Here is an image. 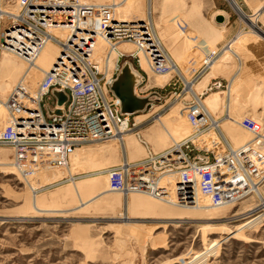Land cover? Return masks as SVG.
I'll list each match as a JSON object with an SVG mask.
<instances>
[{"label":"rangeland","instance_id":"1","mask_svg":"<svg viewBox=\"0 0 264 264\" xmlns=\"http://www.w3.org/2000/svg\"><path fill=\"white\" fill-rule=\"evenodd\" d=\"M79 1L85 5H113L111 13L115 12V6L125 3L127 16L149 15L151 31L172 59L179 75L156 77L149 72L141 56L140 64L137 58L132 59L127 54L120 59L119 70L124 64H130L140 75L135 95L150 99L143 112L130 115V123L136 127L122 138L134 141L136 146H131L125 153L118 139L83 144L71 153L67 168L47 167L35 174H23L14 167L11 147L0 144V264H264V162L261 161L255 170L258 171L255 182L251 183L258 184L263 198L252 192L224 209L208 212L214 205L204 193L198 194L204 208L191 212L184 207L158 205L157 200L145 196L125 197L119 193L103 195L76 209L81 201L110 190L107 173L86 177L104 172L102 170L107 166L101 167L102 164L109 163L107 168L115 167L124 162V156L132 164L145 160L147 151L140 141L155 155L173 148L172 140L183 143L181 133L191 130L184 118L189 105L196 101L194 97L200 98L198 101L203 109L215 117L225 115L224 121H220V129L232 149L252 147V137L237 122L244 117L264 120V89L258 84L245 87L239 80L246 62L242 51L246 39H254L264 47L261 39L264 36V0H235L238 14L227 0ZM218 15L223 18L221 23L216 22ZM253 30L260 35L254 34ZM237 36L240 39L225 51ZM104 43L105 39L98 36L96 50ZM110 49L103 57L111 56L109 69H112L117 62L118 49ZM210 52L216 53L218 60L196 79L195 73L203 63L202 59ZM58 53L56 47L48 46L35 67L13 53H0V105H6L0 110V114L3 113L0 115V133L11 116H20L25 104L23 99L28 93L34 94ZM95 60L100 59L95 56ZM118 74L115 72L113 77L116 79ZM215 83H220L221 87L212 88ZM228 88L232 89V100L227 102L221 94ZM240 95L245 99L242 102ZM53 103L52 99L44 100V113L54 108ZM247 106L251 107L245 109ZM177 111L178 114L173 115ZM199 137L204 138L201 134ZM108 149L114 153L109 155ZM223 168L219 167V170ZM213 170L217 168L214 166ZM159 175L154 174L155 177ZM172 176L176 174L164 173L163 181ZM33 185L38 199H43L49 209L76 210L65 215L34 216L30 190ZM177 188L164 191L171 196L187 195L186 191H183L185 194L177 193ZM194 188L192 202L184 205L182 201L178 205L194 204L199 192L196 186ZM134 197L138 199L131 204ZM125 211L131 222H139V225L124 223L120 215Z\"/></svg>","mask_w":264,"mask_h":264},{"label":"built area","instance_id":"2","mask_svg":"<svg viewBox=\"0 0 264 264\" xmlns=\"http://www.w3.org/2000/svg\"><path fill=\"white\" fill-rule=\"evenodd\" d=\"M111 8L85 5L79 0H0V52L8 51L35 66L48 43L54 44L59 51L54 65L44 73L34 94L28 93L23 99L25 104L20 116H11L0 133V144L11 147L13 164L19 172L35 174L47 167L67 168L75 148L111 139L123 141L122 136L135 126L130 123V115L121 112V105L110 87L115 81L113 75L120 72V59L127 54L132 59L137 58L139 63V58L135 52L120 53L115 68L108 69L106 62L100 64L95 60L98 36L111 47L135 41L147 53L157 75L177 74L165 62L163 52L154 47L152 40L155 38L148 29V22L140 23L141 33L138 30L134 33L143 34L154 48L151 44L147 47L144 40H140L141 36L131 35L133 22L114 18ZM54 28L65 31L63 39L51 32ZM106 49L111 50L110 47ZM217 57L212 52L205 55L195 73L196 79L209 70ZM220 87V83L212 86ZM55 91L64 93L67 98L60 108V116L49 115L57 108ZM194 98L196 101L189 105L185 117L194 134H202V142L179 143L177 149L174 147L155 155L141 141L147 151L145 160L136 164L121 162L107 170L111 191L121 195L146 192L155 200L168 198L177 205L182 201L184 205L192 202L195 186L208 197L211 205H235L243 198L258 172L251 153L245 151L247 147L232 149L220 129L225 115L215 117L201 108L200 98ZM45 99L54 101V108L47 109L46 113L43 111ZM237 124L252 137V145L264 141V120L244 117ZM214 166L234 169L237 181L221 178L219 169L211 170ZM156 173L160 175L155 177ZM164 173L178 175L177 193L186 191L187 195L177 197L166 193L165 188L158 185L164 180Z\"/></svg>","mask_w":264,"mask_h":264},{"label":"bare ground","instance_id":"3","mask_svg":"<svg viewBox=\"0 0 264 264\" xmlns=\"http://www.w3.org/2000/svg\"><path fill=\"white\" fill-rule=\"evenodd\" d=\"M85 2V1H84ZM89 2V1H88ZM125 2V1H124ZM227 2L229 3V5H230V7H231V9L234 11V12H236L237 14H238V9H237V7H235L234 6V4H236V1L234 0V4H233V2L231 1V0H227ZM128 3V2H127ZM87 5H89V4H87ZM95 6H100V7H102V8H111V7H114L113 5H109V4H102V5H95ZM125 3H122V4H119L118 6H115L116 7V9H115V12H114V15H113V17L114 18H116V19H118V20H124V21H131V22H133V26L131 27V35H134V36H138L139 34H135L134 32H136V30H138V32H142V26H140L141 24L140 23H142L143 21L144 22H148V20H147V18H149V15H143L142 17H135V16H132V15H126L125 14V11H124V9H125ZM237 6V5H236ZM111 9H113V8H111ZM110 9V10H111ZM261 14V13H260ZM218 16H221V15H218ZM217 16V17H218ZM244 20V19H243ZM151 24L150 23H148V29H150V32L153 34V32L151 31ZM51 32L55 35V36H57V37H59V38H61V39H63L64 38V36H65V31L64 30H59V29H52L51 30ZM253 33L254 34H256V35H258L259 33H257V32H255V30H253ZM260 35V34H259ZM139 36H141L140 38V40H144L143 41V43H145L146 44V46L148 47H150V44H151V42L149 43L148 41H147V39L144 37V35L143 34H140ZM155 39L154 40H152V42H153V44H154V47H156L157 48V50L159 51V52H163V54H164V57H165V62L166 63H168V65H170V67H171V69H173L174 70V72H177L178 71V69H177V67L174 65V63H173V61H172V59H170V57H169V55L164 51V48L161 46V45H159V43H158V41H157V38L155 37V36H153ZM240 36H237L235 39H233L232 41H230V43L226 46V50H230L231 48H232V46L234 45V43H236L240 38H239ZM260 37V36H259ZM261 39L262 40H264V36H262L261 37ZM104 41V40H103ZM110 44H108L107 42H106V40H105V43L104 44H102L101 45V47H99L98 48V51L96 50V48H95V55L97 56V58H99L100 60H98L97 62L98 63H100V64H103L104 62H106V66L108 67V69H109V64H110V61H111V56H108V57H106V59H104L103 60V55H107V49H106V47H111V46H109ZM48 46H54V47H56L54 44H52V43H48L47 45H45L44 46V48L42 49V51L40 52V55L38 56V58H37V60H39V58L41 57V55H42V53L47 49V47ZM112 46H114L113 48L115 49V50H117L118 49V55L121 53H134L135 52V54L138 56V58H139V64H140V56L141 57H143L144 59H145V61H146V66H147V68H148V70H149V72L152 74V75H154V76H156V77H162V76H165V75H170V74H165V75H157L153 70H152V66H151V63H150V60H149V58H148V56H147V53L144 51V49L143 48H140V45H138L135 41H133V43H120V44H118V45H112ZM151 46H152V44H151ZM116 47V48H115ZM153 46H152V48H154ZM57 48V47H56ZM58 49V48H57ZM151 48H149V50H150ZM176 49V48H175ZM123 50H125V51H123ZM177 51V50H176ZM1 52H4V51H1ZM0 52V53H1ZM8 52V51H7ZM226 53V52H225ZM12 54V53H11ZM13 55V54H12ZM16 56V55H15ZM18 59H20V60H22V61H24L23 59H21V58H19L18 56H16ZM176 57V56H175ZM117 58H118V56H117ZM15 59V58H14ZM36 60V61H37ZM25 62V61H24ZM10 63V62H9ZM116 63L117 62H115L114 63V67L112 68V69H114L115 68V66H116ZM22 64H24V63H22ZM214 64V62H212L211 64H210V66L211 65H213ZM21 65V64H20ZM19 65V66H20ZM54 65V64H53ZM129 67H130V69H131V71H132V73H133V75L135 76V79H136V85H135V87H134V91L136 90V87H137V85L140 83V75L138 74V73H136V72H134L133 71V69H132V66L130 65V64H127ZM144 66V65H143ZM210 66H209V68H210ZM35 67V66H34ZM30 68V67H29ZM14 69V68H13ZM31 69V68H30ZM23 70V69H22ZM28 70V69H27ZM2 71V70H1ZM11 71V70H10ZM47 72V71H46ZM13 74V73H12ZM178 74V73H177ZM179 75V74H178ZM44 76V75H43ZM18 78H19V76H18ZM12 84V83H11ZM17 84V83H16ZM230 87V86H229ZM232 91V89L230 88H228V90H227V92H224V94H221L222 96L224 95L225 97H224V101H230V100H232L231 99V92ZM220 95V94H219ZM218 95H213V97H217ZM118 100V99H117ZM208 101V100H207ZM118 103L120 104V102H119V100H118ZM206 103V102H205ZM198 104H200V105H202V103H200V101H198ZM234 104V103H233ZM121 105V104H120ZM3 107H6V105L5 104H1L0 105V110L3 108ZM202 107V106H201ZM203 108V107H202ZM6 109V108H5ZM4 110V109H3ZM6 111V110H5ZM1 114H3V113H1ZM0 114V115H1ZM178 114V111L175 113H173V115H177ZM180 116V115H179ZM184 119H186V118H184ZM230 120V119H229ZM188 122V121H187ZM231 122H233V120L231 119ZM189 124V126H190V128H191V130L189 131V130H187V131H185V132H183V133H181V135H180V140H181V142L182 141H184L183 143H185V142H189V141H196L195 143H198V144H200L201 142H202V140L204 139V138H200L199 136H200V134L201 133H199L198 135H196V134H192V132L194 133V129H193V127L190 125V123H188ZM236 124V123H235ZM161 125V124H160ZM162 126V125H161ZM135 127H136V125H135ZM162 128H163V126H162ZM164 129V128H163ZM129 133H131V131L129 132ZM129 133H126V134H129ZM166 133H167V131H166ZM125 135V134H124ZM169 134H167V136H168ZM202 135V134H201ZM126 136V135H125ZM169 138H171L170 137V135L168 136ZM172 139V138H171ZM112 140H114V139H111V140H108V141H112ZM122 140L123 141H121V140H117V142L120 144H122V146L124 147L122 150H123V153H125L126 151H130L129 149L131 148V146H136V144H135V142L134 141H132V140H128V138L127 139H123L122 138ZM105 142H107V141H105ZM141 142V141H140ZM172 143H173V145H174V147L177 149L178 148V145H179V143H177V142H175L174 140H172ZM143 145V144H142ZM173 147V148H174ZM245 148L247 147V146H244ZM106 149V148H105ZM113 149V148H112ZM242 149V148H241ZM109 150V149H108ZM107 150V151H108ZM106 151V152H107ZM245 151H250V153H251V156H252V159H253V165H254V167H255V169H256V167L258 168V164L260 163V161L261 162H264V141H262V142H260L258 145H252V147L251 148H248L247 147V150H245ZM109 155L110 154H112V153H114V151L113 150H109L108 152H107ZM81 158V157H80ZM72 160V159H71ZM70 160V161H71ZM125 161H127V158H126V156H124V162ZM102 164V163H101ZM108 165H110L109 163H104V164H102V166L101 167H105V166H107V167H109ZM104 168V170H102V171H104V172H100V173H94V174H91V175H88V176H86L87 178H91V177H96L97 175H101V174H105V173H107V170L109 169V168ZM225 167V166H224ZM227 167V166H226ZM226 167H225V169L223 168V170H221L220 171V175H221V178H225L226 180H228V181H230V180H234V181H237V178H238V174H237V172H235V170L234 169H232V168H229V169H226ZM110 168H111V166H110ZM217 169H219V168H217ZM211 170L212 171H214L213 170V167L211 168ZM96 171V170H95ZM65 172V171H64ZM71 174V173H70ZM257 174V173H256ZM255 174V175H256ZM20 175V174H19ZM254 175V176H255ZM21 176V175H20ZM192 176V175H191ZM193 178H194V176H192ZM264 178V177H263ZM263 178L261 177L260 179H262L263 180ZM31 180V179H30ZM73 181V180H72ZM177 181H179V180H177V177L175 176V177H171V178H169V180H167V181H163V182H159L158 183V185L162 188H165V189H167V188H170V187H173V188H177V187H179V185H178V183H180V182H177ZM261 181V180H260ZM90 182H92V181H90ZM30 183H31V181H30ZM94 183H95V181H94ZM100 183V182H99ZM260 183V182H259ZM91 184V183H90ZM29 186V185H28ZM249 189L247 190V192H246V194H244L243 196H246V195H249L250 193H252V192H255L257 195H259L260 196V193H259V191H258V184H253V183H249ZM74 187V186H73ZM30 188V187H29ZM75 188V187H74ZM77 189V188H76ZM30 190H31V192H32V194H31V203H32V214L34 215V216H39V215H48V216H50V215H62V214H68V213H70V212H73L74 210H78V209H80V208H83V207H85V206H87V205H89V204H91V203H93L94 201H96L99 197H101V196H103V195H106V194H109V193H112V194H114V193H116V192H113V191H111V190H108V191H105V192H103L102 191V193L101 194H99V195H97V196H93L92 197V199L91 198H89L88 200H86V201H79L80 203H79V206L76 208V209H71V210H52V209H49V207H46L45 205H46V202L43 200V199H38V197H37V193L38 192H36L35 190H34V185H33V188L31 187L30 188ZM79 193V192H78ZM199 193H203L202 191H200L199 190V192L197 191V194H196V199H195V201H194V204L193 205H190V206H180V205H177V204H175V203H171V202H169V201H166L165 199H161V200H157L158 202H156V203H158V205H170V206H172V207H184L185 209H187L188 211L190 210V212L191 211H193V210H199V209H201V207H203V206H201V204H200V202H199V198H198V194ZM75 194V193H74ZM122 195H124L125 197L126 196H129V195H141V196H145V197H147V198H149V199H153L154 197H152V195H149L148 193H146V192H136V191H134V192H130V193H128V194H122ZM180 197V196H179ZM258 197V196H257ZM262 196H260V198H261ZM263 198V197H262ZM133 200H132V203L131 204H135L136 203V199H138V198H132ZM262 199H260V201H261ZM33 201H35V202H33ZM262 204H263V208H264V202L262 201ZM200 205V206H199ZM227 205H217V206H212L213 208H211V210L210 211H208V212H212V211H216V210H218V209H224V207H226ZM260 206V205H259ZM258 206V207H259ZM183 208V209H184ZM204 208V207H203ZM260 208V207H259ZM262 208V209H263ZM184 209V210H185ZM206 209V208H205ZM210 209V208H209ZM208 209V210H209ZM204 210V209H203ZM221 211V210H220ZM217 213H218V211H217ZM120 218H121V220H123V222L124 223H129V224H136V225H139V222H131V220H130V218H129V216H128V214H127V211H125L124 213H122L121 215H120ZM31 219V218H30ZM33 219V218H32ZM28 220V219H27ZM31 221V220H30ZM164 222V221H163ZM122 223V222H121ZM155 227H157L158 228V226L156 225ZM154 229V228H153ZM152 229V230H153ZM150 230V229H149ZM151 230V231H152ZM144 232V231H143ZM76 233V232H75ZM128 237V236H127ZM144 237V236H143Z\"/></svg>","mask_w":264,"mask_h":264},{"label":"water","instance_id":"4","mask_svg":"<svg viewBox=\"0 0 264 264\" xmlns=\"http://www.w3.org/2000/svg\"><path fill=\"white\" fill-rule=\"evenodd\" d=\"M233 4L234 0H231ZM235 7L236 4H234ZM223 18L221 16L216 17V22L221 23ZM136 85V79L133 75L130 67L124 64L115 81L112 83L110 90L112 94L120 101L121 112L126 115H133L135 113L143 112L145 108L150 104L149 98H139L134 93V87ZM56 98L57 108L49 112V115L60 116L62 111L61 107L66 102V96L62 92H53Z\"/></svg>","mask_w":264,"mask_h":264},{"label":"crops","instance_id":"5","mask_svg":"<svg viewBox=\"0 0 264 264\" xmlns=\"http://www.w3.org/2000/svg\"><path fill=\"white\" fill-rule=\"evenodd\" d=\"M246 40V43L244 42L242 46L246 62L244 63V71L242 72V78L239 80V83L244 84L245 87H251L254 84H258L264 89V47L254 39L247 38ZM240 84L238 85V88L240 87ZM230 86H232V84ZM248 94H250V92ZM242 95L239 96L240 99L243 97ZM244 100L245 99H241V102ZM249 107L251 106H247L245 109Z\"/></svg>","mask_w":264,"mask_h":264}]
</instances>
